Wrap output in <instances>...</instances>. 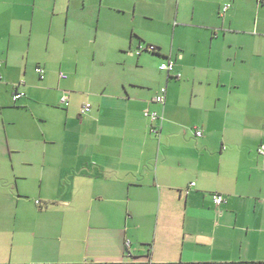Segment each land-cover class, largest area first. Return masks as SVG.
Segmentation results:
<instances>
[{"label":"crops","instance_id":"1","mask_svg":"<svg viewBox=\"0 0 264 264\" xmlns=\"http://www.w3.org/2000/svg\"><path fill=\"white\" fill-rule=\"evenodd\" d=\"M0 63V264L264 262V0H0Z\"/></svg>","mask_w":264,"mask_h":264},{"label":"built area","instance_id":"2","mask_svg":"<svg viewBox=\"0 0 264 264\" xmlns=\"http://www.w3.org/2000/svg\"><path fill=\"white\" fill-rule=\"evenodd\" d=\"M228 7H229V5H226L224 7V10L228 9ZM145 49H146V47H140L139 48V50H140L139 53L142 50H145ZM151 49H154V47H151ZM1 65L2 64L0 63V66ZM160 68L162 70H164V71H167L168 73H170V72H176L177 71L176 64H175V62L173 60H169L167 62L162 63L161 66H160ZM36 72L38 73L40 79H45L46 74H47V70H46L45 67H43L41 65L37 66L36 67ZM181 76H182V73L179 72V71H177L175 77L177 79H179V78H181ZM61 77L62 78H67V74L64 73V72H61ZM1 79H2V75L0 74V80ZM20 85L21 84H16L14 86L13 99H14L15 102H17L18 100H20L21 98H23V97L26 96V93L24 91H21L19 89V86ZM167 92H168L167 87L166 86L165 87H162L160 89V91L158 92V94L155 96L154 101L157 102V103H165L166 102V98H167ZM69 102H70V94H69V92L66 91L64 93V95L62 96V98H61V104L62 105H68ZM90 110H91V104L89 102H86L83 105V107H82V113L83 114H87V113L90 112ZM145 115L148 118H150L152 121H156L159 118H161V116H160V114L158 112H156V111H150L149 109H146L145 110ZM152 131H157V129L155 127H153ZM195 133H196L197 136H202L203 135V133H202L201 130H197V131H195ZM258 152L261 155H264V144H261L258 147ZM191 186H195V182H193L191 184ZM212 197H213V200H214L215 204H217L218 206H220L221 204L227 202L225 196L223 194H221V193H218V192L213 193Z\"/></svg>","mask_w":264,"mask_h":264},{"label":"rangeland","instance_id":"3","mask_svg":"<svg viewBox=\"0 0 264 264\" xmlns=\"http://www.w3.org/2000/svg\"><path fill=\"white\" fill-rule=\"evenodd\" d=\"M175 2L177 3V0H175ZM225 4H227V3H225ZM257 19H259V12L257 11V9L250 8V7L248 8L247 7L246 21L248 20V21L256 22ZM260 19H263V17L260 16ZM189 20H190L189 17H185V18L180 17V20H179L178 24H181V22H183V21L187 22ZM174 22L175 21L173 19V24H174ZM169 33L167 35L162 34L164 38H162L161 41L164 44H170L172 39H173V35H169ZM58 45H59L58 43H54L52 45L53 53H50V54H53V55L50 57V63H51L52 66H54L57 69V71L60 72V70H63L66 73H69L70 67H69V62H67V60H72V59L61 60L60 55L62 53H68V51L63 49L65 47L64 43H62V45H61V42H60V46H61L60 49H57ZM44 48H45V46L41 45L39 49H44ZM145 55H147V53H145ZM121 57H123V55H118V57L115 60L111 61L113 64L109 63V67L115 66L114 63L117 61V59L120 60L119 58H121ZM35 58H36V55H31V60H34ZM150 59H151L150 64L152 66H155V62L154 61H159V62L162 61L161 58L154 57V56H152ZM159 66H160V64L156 65L157 68H159ZM80 67H81V65H80ZM115 67H117V66H115ZM2 80L3 79H1L0 81H2Z\"/></svg>","mask_w":264,"mask_h":264},{"label":"trees","instance_id":"4","mask_svg":"<svg viewBox=\"0 0 264 264\" xmlns=\"http://www.w3.org/2000/svg\"><path fill=\"white\" fill-rule=\"evenodd\" d=\"M261 1V0H260ZM226 5H229L228 9L224 10V7ZM231 8V4L230 3H227V4H224V6L221 8L222 12L221 14L222 15H225L226 12ZM139 47H146L145 51H148V52H157V47L155 45H152V44H149L147 46H144L143 44H140ZM151 47H154V49H151ZM65 73V72H64ZM68 77V75H67ZM43 80V79H41ZM70 105V102L68 105H65V107L69 106ZM213 195V194H212ZM240 264H264V262H246V261H242V262H239ZM131 264H135V263H131Z\"/></svg>","mask_w":264,"mask_h":264}]
</instances>
